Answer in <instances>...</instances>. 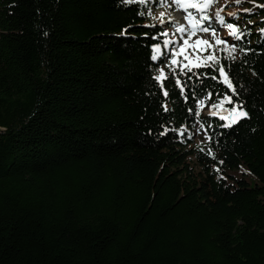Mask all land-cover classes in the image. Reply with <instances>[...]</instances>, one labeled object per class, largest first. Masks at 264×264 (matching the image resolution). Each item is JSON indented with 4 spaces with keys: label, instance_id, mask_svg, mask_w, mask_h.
Segmentation results:
<instances>
[{
    "label": "trees",
    "instance_id": "1",
    "mask_svg": "<svg viewBox=\"0 0 264 264\" xmlns=\"http://www.w3.org/2000/svg\"><path fill=\"white\" fill-rule=\"evenodd\" d=\"M161 7L0 0V264H264V8L222 60L248 117L201 114L195 145L191 97L153 79Z\"/></svg>",
    "mask_w": 264,
    "mask_h": 264
},
{
    "label": "snow or ice",
    "instance_id": "2",
    "mask_svg": "<svg viewBox=\"0 0 264 264\" xmlns=\"http://www.w3.org/2000/svg\"><path fill=\"white\" fill-rule=\"evenodd\" d=\"M123 2L129 3L130 0H123ZM137 2L147 6V0H137ZM214 2L215 0H165L169 7L174 6V10L181 13V20L188 21V26L186 27L180 21L175 22L176 32L184 33L177 38L169 35L167 25L161 19L160 23L165 24L164 29L158 33L162 39V44H151V60L158 61L159 64L163 65L157 68V75L153 79L163 91L164 96H168L164 82L168 80L170 75L174 80L172 86L179 89L178 95L184 99L186 104L191 97L193 107L187 110L199 124L197 132L205 127L204 123L201 122V110L205 114L204 118L212 116L224 121L222 127H231L249 115L244 110L242 102L234 100L237 95L236 88L228 71H226V65L222 62L225 59H235L229 53L234 52L238 45L236 43L230 44L226 37L218 35V32L226 27L229 30L226 36L238 41L244 33L239 30L237 23L231 19H225L222 14L224 5L219 9L211 7ZM234 2L239 3L240 0H234ZM259 7L264 8V5H259ZM244 11L247 12L250 9H244ZM140 15H144V13H140ZM148 15H152L151 10H149ZM165 15V11L159 13L160 17ZM235 15V13H228L229 18ZM168 19L173 20L174 18L169 15ZM208 21L211 23H207ZM259 31L264 33V28L259 29ZM198 32L208 33L210 38L199 36L197 35ZM193 36L196 37L195 40L192 39ZM217 53H221V55H217ZM165 68L168 69L167 73ZM193 69H211V71L194 72ZM193 80L199 85V92L202 95L198 94L197 87L190 83ZM207 80L214 81L215 85L222 84L224 91L216 92L213 90L214 86H206ZM169 83L172 82L169 81ZM195 134H190L189 138H193ZM204 135L207 137V132ZM207 138L211 139L210 137ZM206 154L215 159V154L211 149ZM219 163L222 164L223 160H220ZM214 169L219 171V168L215 166ZM222 178L226 179V177Z\"/></svg>",
    "mask_w": 264,
    "mask_h": 264
},
{
    "label": "rangeland",
    "instance_id": "3",
    "mask_svg": "<svg viewBox=\"0 0 264 264\" xmlns=\"http://www.w3.org/2000/svg\"><path fill=\"white\" fill-rule=\"evenodd\" d=\"M162 1V7L158 10H152V15L150 17V22L151 23H158V25L164 29L165 24L167 25L168 32L170 36H175V37H180L184 35V33H178L176 32V27H175V22L180 21L185 24V26H188V21L186 20H181L178 18H181V13L179 11L174 10L173 7H169L167 3H165V0ZM224 5L222 14L225 16L226 20L231 19V21L237 23L239 30L242 31L246 28L249 27L248 32H257L258 28L256 24L258 23V18L252 19L250 21H245L244 16L248 14V11H244V9H250L251 6L254 7H259V5H262L256 0H240L239 3L234 2V0H227V3H225V0H217V3L212 7L213 9H219L221 6ZM161 11H165L166 15L164 17H160L159 13ZM228 13H235L236 15L234 17L229 18ZM173 17V20H169L168 16ZM163 19L165 21V24H161L160 20ZM207 23H211V21H208ZM219 27V26H218ZM228 29L225 27L223 30H220L218 32V35L220 37H226L229 41V43H236V41L232 37H227L226 34L228 33ZM197 35L203 36V37H209L208 33H203V32H198ZM195 36H193V40H195ZM210 38V37H209ZM240 54V51L238 48L234 52H230L229 55L233 56L234 58H237ZM217 55H221V53H217ZM201 114L205 116L203 110H201ZM199 126H196L193 130V133H196L194 138V144L195 145H202L204 143V134L202 133V130L197 132V129ZM228 175L233 177L236 180H241L244 179L246 180L251 186H254L256 184V181L254 178L244 169L240 168L239 170L234 169V170H228L227 171ZM228 180H230L229 177H227Z\"/></svg>",
    "mask_w": 264,
    "mask_h": 264
},
{
    "label": "bare ground",
    "instance_id": "4",
    "mask_svg": "<svg viewBox=\"0 0 264 264\" xmlns=\"http://www.w3.org/2000/svg\"><path fill=\"white\" fill-rule=\"evenodd\" d=\"M181 19V18H178V20ZM175 20V19H174Z\"/></svg>",
    "mask_w": 264,
    "mask_h": 264
},
{
    "label": "water",
    "instance_id": "5",
    "mask_svg": "<svg viewBox=\"0 0 264 264\" xmlns=\"http://www.w3.org/2000/svg\"><path fill=\"white\" fill-rule=\"evenodd\" d=\"M241 120H244V119H241ZM241 120H240V121H241ZM238 122H239V121H238Z\"/></svg>",
    "mask_w": 264,
    "mask_h": 264
}]
</instances>
